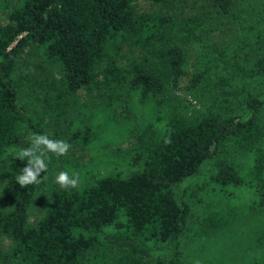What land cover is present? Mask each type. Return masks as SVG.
Segmentation results:
<instances>
[{"label": "trees", "instance_id": "1", "mask_svg": "<svg viewBox=\"0 0 264 264\" xmlns=\"http://www.w3.org/2000/svg\"><path fill=\"white\" fill-rule=\"evenodd\" d=\"M148 1L157 8L139 13L136 0L4 3L0 264H264V0ZM227 16L242 19L232 43H218ZM193 46L201 64L182 88ZM28 48L59 69L49 107L66 108L56 89L96 90L102 129L137 144L127 164L117 150L105 166L71 165L78 186L53 187L33 222L49 180L15 179L27 164L20 150L46 130L32 97L20 96ZM181 88L206 98L197 115L177 113ZM123 99L143 110L119 122ZM98 135L90 123L72 125L83 147Z\"/></svg>", "mask_w": 264, "mask_h": 264}, {"label": "rangeland", "instance_id": "2", "mask_svg": "<svg viewBox=\"0 0 264 264\" xmlns=\"http://www.w3.org/2000/svg\"><path fill=\"white\" fill-rule=\"evenodd\" d=\"M15 1L16 0H0V21L6 20V10L3 8L4 3L9 2L12 4ZM253 2H255V0H247L246 4ZM135 5L138 13L145 11L151 12L157 8V5L148 0H136ZM234 19H230L228 16L224 17L221 29L216 28V31L213 32L215 40H217L218 43H232L235 30L237 31L239 28L237 25L241 22L242 18ZM199 50L200 48L195 46L191 47L189 50L188 73L183 78L182 88L187 86L189 79L193 76L192 73L196 71L201 64ZM21 58L20 71L22 74V85L19 90L23 102H25V97H32L31 100L33 102L27 105H29L28 107L32 116L35 118L40 117L44 121L46 128L44 134H47L52 139L64 140L71 145L69 151L65 155L57 156L54 153L47 154V171L41 173L39 179L40 181L49 180V182L40 192V195L36 198L31 208L30 218L33 222L44 212L51 189L59 186L55 181V176L58 172L67 171L69 174L72 166L77 167L79 165H87L91 168L105 166V164L110 161L109 156H112L117 150H119L117 158L127 164V150L131 147H136L137 144H135L136 141L134 137L123 139L120 134L110 137L112 127H109L107 131L104 130V128L102 129V121L100 118L102 117V112L100 104H98L101 99L98 96L99 92L96 90H82L77 94H71L56 89L55 91L65 99L67 103L66 108L64 111L60 112L57 106L52 105L49 107L44 97L47 94H54V88L48 87L47 84L49 83L48 81L57 80L60 77L57 65L47 60L39 51L31 48L25 49ZM182 88L177 91L176 96L174 95L176 106L178 107L177 113L197 115L201 105L206 102V98L201 94L196 95L194 92L187 94ZM187 97L192 99L196 106L193 105L190 106L189 109H186L185 106L188 104L186 101ZM136 106V108L128 107L123 99L116 110L118 121L122 122L125 117L132 118L138 111L143 110L140 106ZM76 123L85 125L90 123L91 127L94 125L95 129H97V134H99V138L98 136L96 138L97 141L88 147H83L77 140H74L71 136V130L72 125L76 126ZM5 175L8 177V181L12 178L11 174L6 173ZM187 240L190 239L188 238ZM148 264L155 263L150 259Z\"/></svg>", "mask_w": 264, "mask_h": 264}, {"label": "clouds", "instance_id": "3", "mask_svg": "<svg viewBox=\"0 0 264 264\" xmlns=\"http://www.w3.org/2000/svg\"><path fill=\"white\" fill-rule=\"evenodd\" d=\"M30 141V146L22 148L18 154V158L27 162L15 177L22 187L39 182L41 173L47 171L48 153L62 156L67 154L71 147L66 141L52 139L47 134H33L30 136ZM79 180L78 174L70 176L67 171H60L55 176L56 183L65 189L77 187Z\"/></svg>", "mask_w": 264, "mask_h": 264}]
</instances>
